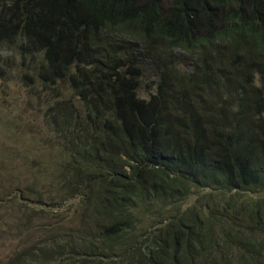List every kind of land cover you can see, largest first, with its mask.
<instances>
[{
	"label": "trees",
	"instance_id": "obj_1",
	"mask_svg": "<svg viewBox=\"0 0 264 264\" xmlns=\"http://www.w3.org/2000/svg\"><path fill=\"white\" fill-rule=\"evenodd\" d=\"M0 80L44 127L26 177L0 159V264H264V197L239 195L264 192V0H0ZM192 189L234 193L230 220L179 213Z\"/></svg>",
	"mask_w": 264,
	"mask_h": 264
},
{
	"label": "rangeland",
	"instance_id": "obj_2",
	"mask_svg": "<svg viewBox=\"0 0 264 264\" xmlns=\"http://www.w3.org/2000/svg\"><path fill=\"white\" fill-rule=\"evenodd\" d=\"M144 84L149 83V79L143 80ZM3 84V82L0 80V110L4 109L3 115L0 112V148L2 149V154L0 155V159H2V162L5 163L6 170H15L14 176L16 177H26L27 173L30 170H33L28 167L30 161L35 156L34 153H28L25 152L26 150L34 149L36 146L30 145V141L34 137V134L39 128H44L42 125V116H39V124L35 130H29L24 128L23 131H21V124H24L31 116L29 115V112L26 110L24 102H26V99L29 97L32 99V106L29 107V111L38 109V107L41 105L38 103L37 98L35 96H32L29 91L24 89L23 87L18 84L16 80L10 81L8 83ZM7 86V87H6ZM149 86V89H147L145 86H142L139 91V96L141 98H148L150 96V93L154 91V89ZM43 107V106H42ZM41 107V108H42ZM8 108V109H7ZM9 112V113H8ZM29 115V117H28ZM14 119L15 125H11V127L15 126L11 131H7V126L4 122L6 120ZM37 123V122H33ZM14 134V135H13ZM41 139V137L39 136ZM4 152V153H3ZM22 154V155H19ZM24 154V155H23ZM41 157L45 158L44 162L48 160V158H55L56 154L55 152H49L45 153L40 152ZM27 157V159L25 158ZM30 158V159H28ZM39 158V157H38ZM29 161V163H28ZM6 170H1L0 173L6 172ZM51 170H57L55 166ZM23 179H20L21 181ZM28 180H31L29 178ZM192 193L185 199L183 202L179 205L178 212L183 213L195 206L196 211H200L202 213L208 214V208H216L217 210H220L221 212L217 214V216H220L221 218H227V221L230 220L229 216L231 211L233 210V207L230 204V197L235 195L234 193H221L218 190L214 189H208V190H196L192 189ZM244 200H248L249 197L253 200H258L260 198L264 197V192L262 193H256V194H248V193H241L239 194ZM237 198L240 204L243 200L242 198ZM79 198V197H78ZM77 198V200H79ZM199 199V200H198ZM76 199L65 201L60 206H57L54 208V206L44 205L41 208H37V212H40L41 209L44 208L47 213V217H51L49 219V222L52 224L55 221H63L64 223H67V219L73 216V212L76 208ZM209 206V207H208ZM171 211V208H168ZM173 210H177L176 207L172 208ZM13 208H7L5 216L12 214ZM19 212V211H18ZM15 213V212H14ZM80 210L76 215H79ZM0 212V216H1ZM16 217L20 214H15ZM6 218V217H5ZM4 218V219H5ZM15 218L7 219L8 223H13ZM48 219H44V221H47ZM48 222V224H49ZM74 223H78L77 220L73 221ZM245 222V221H244ZM39 221H34V225H38ZM40 227L38 226H32L30 228V231L33 229H38ZM12 232H6L3 234V237L0 238V261L3 260L5 256H9L10 253L13 250V245L18 242L19 238L16 235V230L14 228H11ZM27 235V233H25ZM45 236V233L42 232V230H34L32 235V240H36L39 238H42ZM59 262H56L58 264ZM63 263V262H62ZM61 263V264H62Z\"/></svg>",
	"mask_w": 264,
	"mask_h": 264
}]
</instances>
